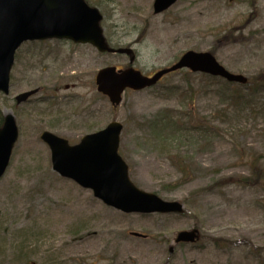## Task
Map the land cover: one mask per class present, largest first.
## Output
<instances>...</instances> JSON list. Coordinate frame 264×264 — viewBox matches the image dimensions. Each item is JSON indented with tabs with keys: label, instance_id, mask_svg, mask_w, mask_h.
Listing matches in <instances>:
<instances>
[{
	"label": "rangeland",
	"instance_id": "374dc122",
	"mask_svg": "<svg viewBox=\"0 0 264 264\" xmlns=\"http://www.w3.org/2000/svg\"><path fill=\"white\" fill-rule=\"evenodd\" d=\"M86 1L109 46L135 59L57 39L18 50L0 95V128L12 114L20 131L0 180V264H264V91L181 71L114 110L96 85L102 69L151 77L188 51L261 84L264 0H178L163 14L155 0ZM113 121L133 183L187 214H123L53 171L44 132L77 145ZM196 228L197 244H175Z\"/></svg>",
	"mask_w": 264,
	"mask_h": 264
},
{
	"label": "water",
	"instance_id": "95a60500",
	"mask_svg": "<svg viewBox=\"0 0 264 264\" xmlns=\"http://www.w3.org/2000/svg\"><path fill=\"white\" fill-rule=\"evenodd\" d=\"M176 2L156 0L155 13L166 11ZM101 20L99 11L90 8L84 0H0V92L9 93L15 53L28 40L69 39L90 43L101 52L130 54L129 50L115 51L107 46L100 28ZM184 68L229 82L248 83L245 77L230 74L211 54L188 52L173 68L159 72L152 79L133 69L119 74L115 69L102 71L98 77L99 91L107 94L117 107L127 88L142 90L154 86L166 74ZM33 94L35 92L19 96L18 104ZM122 130V125L113 123L107 130L85 137L76 147H70L67 141L48 132L42 135V140L51 148L54 171L93 190L95 197L108 206L125 213L183 214V205L164 202L156 195L140 191L130 181L128 167L118 155ZM18 138L15 118L8 115L0 130V178L10 164ZM198 234V230L182 232L176 243H195Z\"/></svg>",
	"mask_w": 264,
	"mask_h": 264
},
{
	"label": "trees",
	"instance_id": "16d2710c",
	"mask_svg": "<svg viewBox=\"0 0 264 264\" xmlns=\"http://www.w3.org/2000/svg\"><path fill=\"white\" fill-rule=\"evenodd\" d=\"M251 83H256L255 82V79L253 80V82H251ZM260 83L261 84H259V85H257L258 86V88L260 89V90H263L264 91V79H262V80H260ZM243 183L244 184H247V182L246 181H243ZM229 243V242H226V241H222L221 243Z\"/></svg>",
	"mask_w": 264,
	"mask_h": 264
}]
</instances>
